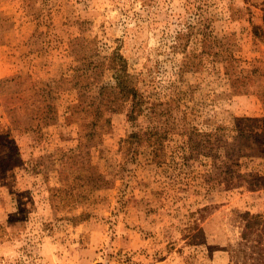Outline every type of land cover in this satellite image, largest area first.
<instances>
[{
	"label": "rangeland",
	"instance_id": "rangeland-1",
	"mask_svg": "<svg viewBox=\"0 0 264 264\" xmlns=\"http://www.w3.org/2000/svg\"><path fill=\"white\" fill-rule=\"evenodd\" d=\"M263 19L264 0H0V264H264L243 237ZM114 55L168 103L155 127L101 100Z\"/></svg>",
	"mask_w": 264,
	"mask_h": 264
},
{
	"label": "trees",
	"instance_id": "trees-1",
	"mask_svg": "<svg viewBox=\"0 0 264 264\" xmlns=\"http://www.w3.org/2000/svg\"><path fill=\"white\" fill-rule=\"evenodd\" d=\"M111 63L114 72V84L100 87L101 100H106L104 98L105 95L107 98L111 97L109 100L112 103L107 108L116 110L129 106L127 108V116L130 121H134L137 117L145 116L153 124L151 126L155 127V122L161 114L170 113L167 107L168 103L146 100L141 89L137 86L138 77L128 73L125 59L122 56L114 55ZM101 114L102 112L97 113L96 117L101 116ZM106 121L105 125L109 126L110 121ZM136 136L137 134L135 133L134 137ZM253 233H257L264 240V215L251 213L245 215L243 237L248 238ZM96 264L109 263L97 262Z\"/></svg>",
	"mask_w": 264,
	"mask_h": 264
}]
</instances>
